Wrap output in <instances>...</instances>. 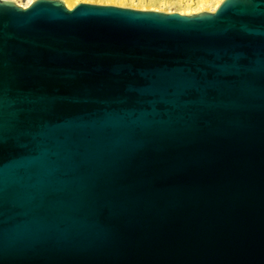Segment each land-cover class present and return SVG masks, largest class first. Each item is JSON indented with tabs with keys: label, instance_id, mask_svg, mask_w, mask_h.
Returning <instances> with one entry per match:
<instances>
[{
	"label": "water",
	"instance_id": "water-1",
	"mask_svg": "<svg viewBox=\"0 0 264 264\" xmlns=\"http://www.w3.org/2000/svg\"><path fill=\"white\" fill-rule=\"evenodd\" d=\"M0 264H264V0H0Z\"/></svg>",
	"mask_w": 264,
	"mask_h": 264
},
{
	"label": "bare ground",
	"instance_id": "bare-ground-1",
	"mask_svg": "<svg viewBox=\"0 0 264 264\" xmlns=\"http://www.w3.org/2000/svg\"><path fill=\"white\" fill-rule=\"evenodd\" d=\"M34 0H27L26 3H19L23 6L29 5ZM67 7L72 8L81 0H63ZM108 2H118L119 4L133 3L134 0H107ZM223 0H139L137 6L144 9L150 7L151 9L163 10L167 12L178 11L183 14L197 13L200 11H214Z\"/></svg>",
	"mask_w": 264,
	"mask_h": 264
},
{
	"label": "rangeland",
	"instance_id": "rangeland-1",
	"mask_svg": "<svg viewBox=\"0 0 264 264\" xmlns=\"http://www.w3.org/2000/svg\"><path fill=\"white\" fill-rule=\"evenodd\" d=\"M16 2H19V3H26L27 0H14ZM139 0H134V4L133 3H126V4H122L121 3L119 4L118 2H108L107 0H81L80 2H90V3H99V4H112V5H119V6H124V7H132V8H137V9H142L140 7L137 6V3ZM144 9H151L150 7H146ZM154 10H157V9H154ZM161 11H166V9L164 8L163 10ZM167 12V11H166Z\"/></svg>",
	"mask_w": 264,
	"mask_h": 264
}]
</instances>
